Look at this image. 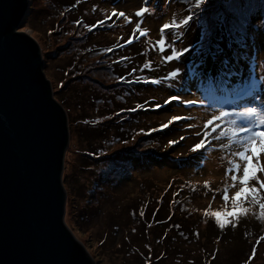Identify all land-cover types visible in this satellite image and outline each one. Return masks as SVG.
<instances>
[{
	"label": "rangeland",
	"instance_id": "rangeland-1",
	"mask_svg": "<svg viewBox=\"0 0 264 264\" xmlns=\"http://www.w3.org/2000/svg\"><path fill=\"white\" fill-rule=\"evenodd\" d=\"M212 3L218 11L225 10L223 0H212ZM248 3L254 5L253 11L245 14L249 20L264 17V0H248ZM52 4L59 7L56 17L43 11L53 8ZM103 4L109 5L110 11L106 9L104 14L97 13V18L104 19L106 14L116 9L131 17L132 24L139 22V18L134 15L138 8L149 7L150 11L145 14L143 24L151 27V33L141 47L145 51L142 54V64L151 61L152 69L162 68L161 74L164 75L174 67H180L184 82H187L191 88L184 93V98L197 100V103H200L203 97L208 96L209 84L216 82L215 77L209 75L204 78L199 71L195 76L192 74L194 70H201L209 59L212 61L214 59L208 57L202 66L198 55L202 49L207 51L210 43L213 45L218 43L220 47L224 44L227 46L235 44L231 37L220 33L223 38H220L219 34L206 38L203 33L198 54L184 57L187 59L196 57V60H199L198 65L192 69V74H189L185 70L184 59L165 63L163 57L168 52L161 53L158 47H154L162 35L158 31V26L171 23L174 19L178 22L188 14V11L173 6L171 0H151L147 5L144 0H113ZM95 7V4L88 3L83 18L92 16ZM74 10L75 7L62 5L60 0H53V3L49 0H30L27 20L21 24L20 29L29 32L41 45L45 57V74L51 81L55 98L64 106L68 114L70 144L63 174V182L67 190L65 221L77 239L85 246L96 264H239L240 251L234 245H242L241 251L244 252L245 240L237 239L236 235H232L235 239L227 242V251H225L222 241L216 238L221 234H216L220 228L215 223L216 217L212 214L220 212V218L226 221L225 229L232 227L227 226V221L231 220L235 223L237 216L239 220L257 224L259 235L254 239L255 257L252 258V251L246 264H263L264 240H260V237L264 236V219L260 217L259 206L245 202L244 207L248 209V214L245 216L240 209L233 210L230 201L226 202L223 199L224 189L232 183L230 176L226 174V169L229 167L227 161L234 158L230 155V151L239 149L235 145L231 150L221 148L222 144L226 145L229 142L224 138L216 139V133H212L209 137L211 146L206 151L193 153L191 148L202 138V135L198 137L196 133L203 134L207 120L213 115H218L221 110L235 108L240 111L244 107L251 106L264 108V44L258 49L254 42L251 55L241 60L244 63L246 60L257 59V53L260 58L257 62L258 77L255 83L259 98L251 103L249 96L239 97L238 94L231 96L240 86L242 88L247 83H242L241 77L237 79L232 73L231 75L226 73L225 76L233 85L231 95L229 97V94L227 96L223 94L221 101L218 98L210 99L211 107L197 104L189 107L173 102L170 106L157 108L156 103L164 104L169 95L175 94V89H168L165 83L160 87L154 84L153 87L157 86V88H153L150 94L144 96L146 99H154L149 100L150 103L144 106V111L140 115L119 109L115 117L108 119L99 113L88 112L87 108L80 115L77 108L79 98L76 87H80L82 79L88 80L86 75L89 70L93 69L95 72L99 70L90 68L89 64L68 67L60 58L67 53H65L66 47L71 41L83 43L84 40L85 32L82 25L68 17V14ZM178 10V15L172 17ZM34 11H40L44 20L32 21ZM110 21L115 23L112 30L115 32H119L123 27L129 29V25L133 27L124 18L113 17ZM196 24L202 25L201 22ZM77 32H80L79 39H71L78 35ZM164 35L167 36V41L178 49L189 46L184 40L175 41L178 34L174 30H165ZM103 37L100 39H104ZM173 38L174 41L171 42ZM107 42L103 41L101 44ZM86 47L89 48V44H86ZM231 56L229 49L222 53V57L231 58ZM89 59L93 60V58ZM211 66L217 68L220 64ZM148 77L151 78L149 75ZM195 80L197 82H194ZM114 87L118 88L117 85ZM213 91L217 93L221 90L217 85ZM117 92V90L116 94L111 92L114 101L120 99ZM139 93L146 92L140 89ZM137 96L131 94L129 100L136 102L140 98ZM103 103L107 105L106 100L98 101V105ZM136 106L135 104L128 107L130 110ZM173 115L186 116L190 119L180 120L162 131H151L166 124ZM111 122H116L117 127L110 129ZM240 122H243L242 119L238 120V123ZM89 123L93 127H98L95 128L98 131L107 125L105 129L108 131L97 134L95 138L88 135V138L85 136L88 130L82 133L83 129L80 125L85 124L86 127L90 126ZM189 124L192 127H189ZM181 136L185 139L181 140ZM124 141L128 143L125 144ZM169 141L179 142L169 144ZM119 155H122L121 162L114 159ZM257 155L260 156V162L264 163V154L259 148ZM130 156L140 161V163L135 162L133 170L129 166ZM123 166L127 167V172L122 169ZM115 173H124V178L118 177ZM252 174L264 181V172L254 168ZM205 182L210 184V188L204 186ZM251 187L259 188L254 179L250 182L249 188ZM236 190V188L229 190L230 197L235 195ZM241 199L250 201V191ZM153 207L156 210L160 209L159 215H151L150 209ZM224 212L230 215L225 217ZM183 225L190 226V229L185 230ZM225 236L228 239V235Z\"/></svg>",
	"mask_w": 264,
	"mask_h": 264
},
{
	"label": "water",
	"instance_id": "water-1",
	"mask_svg": "<svg viewBox=\"0 0 264 264\" xmlns=\"http://www.w3.org/2000/svg\"><path fill=\"white\" fill-rule=\"evenodd\" d=\"M29 7L0 0V264H96L65 221L69 119L20 29Z\"/></svg>",
	"mask_w": 264,
	"mask_h": 264
},
{
	"label": "snow or ice",
	"instance_id": "snow-or-ice-1",
	"mask_svg": "<svg viewBox=\"0 0 264 264\" xmlns=\"http://www.w3.org/2000/svg\"><path fill=\"white\" fill-rule=\"evenodd\" d=\"M223 3L225 5V10L221 12L214 8L212 0H194V3L191 4V10L188 11L186 16L178 22L174 19L171 23H164L160 27L159 31L162 35L154 47H158L161 53L168 52V54L163 57L165 63L180 61L184 54L189 51V47L178 49L173 43L168 42L167 36L164 35L165 30H174L177 32L178 36L183 37L184 32L181 31V29L187 28L194 19L202 23L206 38L219 32L227 34L237 45V47L232 50L231 58L222 57L220 59V67L217 72L213 74L214 77L221 72H227L231 75L232 68L242 59L251 55L254 42L258 49L261 47V44H264V17H255L249 20L247 15L241 11L245 7V0H223ZM95 10L96 9H93V11ZM149 11V7L144 6L134 13V15L139 18V23L136 24L132 36L125 41V43L131 44L133 39H137L136 33H139L140 37H146L148 35L149 30L142 29L141 25L144 22L145 14L149 13ZM113 17L124 18L128 23L132 22L131 17H128L125 12L113 9L110 14L105 15L104 19L98 21V25L103 26ZM77 23L82 24V21H77ZM96 26L97 25L89 26L83 24V27L87 28L89 31ZM220 38H223V35ZM122 46L123 45H121V47ZM112 50V48L106 49V51ZM223 51V48H221L218 43L214 45L210 43L207 51L202 49L200 53L201 65L203 66V63L207 61L209 56H212L213 59L221 57ZM151 67V61L143 65L144 69H149ZM135 71L136 69H133V72ZM197 71L198 70L193 71V76L197 74ZM181 73L182 69L180 67H174L163 79L152 78L151 80L144 81L145 83L158 86L166 83L168 89H175V94L169 95L165 99L164 104L156 103L155 106L157 108H163L165 105L170 106L173 102H178L180 105L189 107L197 104V100L184 98V93L190 91L191 88L187 82H184ZM199 74L204 78L208 76V72L203 71L202 67L201 70H199ZM120 79H125V77H120ZM128 82L131 83V81ZM256 87L257 85L255 82L247 83L242 86L237 94L241 97H251V101H249L251 103L259 98V93L255 90ZM143 107V105H137L135 108L130 109V111H137ZM189 119L190 117L173 115L166 124H162L159 129H152L151 131H162L180 120ZM241 119L243 122L238 123V120ZM220 122H223V124ZM189 127H192V125L189 124ZM204 128L205 131L203 134L200 132L196 133L198 137L202 135V138L191 148V152L196 153L200 150L206 151L207 148L211 146L209 137L212 133H216V139L224 138L228 140L229 143L226 145L222 144L221 148L231 150L235 145L239 150L234 152L230 151V155L234 158L227 161L229 167L226 169V174L230 176L232 183L224 189L223 199L226 202L230 201L233 210L240 209L241 213L245 216L248 214V209L244 207L245 202L258 205L260 217L264 219V181L252 174L254 168H256L257 171L264 172V163L260 162V156L257 155V148L264 154V108L251 106L244 107L240 111H237L235 108L231 110H221L218 115H213L207 120ZM209 129L211 131H209ZM133 139H135V137H133ZM180 139L183 140L185 137L181 136ZM178 142L179 141H169V144ZM124 143L126 144L128 141H124ZM253 179L256 181V184L259 185V188H249L250 182ZM204 186L210 188L208 182H205ZM231 188L237 189L235 195L232 197L229 195V190ZM249 191L251 193L250 201L241 199L244 198ZM212 214L216 217L215 223L221 230H224L226 228V221L220 218L221 213L213 212ZM141 215H143V213H141ZM223 215L228 217L230 214L224 212ZM238 222L239 216H237L235 223L228 220L227 226L235 227ZM260 240H264V236H261ZM254 257L255 249H253L252 253V258Z\"/></svg>",
	"mask_w": 264,
	"mask_h": 264
},
{
	"label": "trees",
	"instance_id": "trees-1",
	"mask_svg": "<svg viewBox=\"0 0 264 264\" xmlns=\"http://www.w3.org/2000/svg\"><path fill=\"white\" fill-rule=\"evenodd\" d=\"M49 1L53 3V0H49ZM112 1L113 0H60L62 5L67 4V6L68 5L70 6V8L75 7V10L71 11L68 14V17L72 18L74 22L82 21V24H80V26L82 25V29L85 32V34H83V39H84L83 43L71 41L70 44L66 47L65 53L67 52L66 53L67 55L64 54L63 56H60L61 60L68 67H78L81 64H89V66L91 65L90 68L94 67L99 70L97 72L93 71V69L89 70L87 74L88 76L86 75L88 80L85 81L82 79V82L80 83V87L79 86L76 87L77 89L76 93L79 98L77 102V108L79 110L80 115H82L83 112H85L84 111L85 108L88 109V112L99 113L102 117H107L108 119H112L113 117H115L119 109L129 111L130 113H135V114L139 113L140 115V113L144 111L143 109L144 107L141 108V110L130 111L129 110L130 107L128 106L129 105L134 106L135 104L147 106L148 103H150L149 100H152L154 98L146 99L144 98V96L146 97V95L150 94V92L153 91V88H157V86L153 87L154 84L145 83L144 81L151 80L152 78L163 79L166 76L164 74H161L162 68H158L155 70H153L152 67L149 69L142 68L143 67V64L141 62V60L143 59L142 54L145 51H143L141 47L143 45V41L146 40V38H148L147 36L150 35L151 33V27H149V25H144V24L141 25L142 29L149 30L148 35L146 37H140L139 33H136V36L138 38L133 39V42L131 44H127L125 43V41H127L132 36L133 31L136 27V23L134 24L131 23L133 27L129 25L130 26L129 29H124L123 27V29H121L119 32L112 31L115 23L114 22L111 23L110 20L107 21L103 26L98 25V21L101 19L97 18V15H98L97 13L104 14L105 13L104 10L106 9H107L106 11L109 12L110 10H108V8H110V6L107 4H103V3L112 2ZM150 1L151 0H144V3L147 5ZM171 1H173V6H177L178 8L184 9L185 11L191 10V4L194 3L193 2L194 0H171ZM88 3L95 4L96 10L92 12V16L88 17L87 19H84L83 16L86 12L85 6L88 5ZM33 4L35 5V2H33ZM52 5H53V8H51L50 10L43 9V11L52 17H56V13L59 7L57 5L54 6V4ZM141 7H144V6H141ZM253 7L254 5L252 3H248V0H245V7L241 11L244 14L251 13V11H253ZM140 8H138V10ZM177 13H179V10L177 12L175 11V15L172 17H176L178 15ZM42 19L44 20L43 16L40 14V11L33 12L32 21L39 22ZM197 22L198 21L194 19L187 28H183L184 36L180 37L177 35L175 39V41L177 42L184 40L185 43L189 45L188 46L189 52L185 53L184 56L182 57V59H184L185 61L184 63L185 70L186 72H189V74H192V69L198 65L199 60H196V57H193V58L189 57L188 59L184 57L185 55H189V54H195V53L198 54V51H199L198 47L202 43L201 37L203 36V33H204L202 25L200 24L195 25V23ZM83 24H87L89 26H92V25H97V26L93 27L91 31H89L87 28L83 27ZM161 26L162 25L158 26V31ZM79 33L77 32L78 35L74 38H71V35L69 37L71 39L78 40L80 37ZM218 34L222 36V34L220 33H216L215 35H218ZM101 37H103L104 39L101 40L100 39ZM103 41L104 42L108 41V42L107 44H101V42ZM173 41H174V38L171 40V42ZM86 44H89V48L86 47ZM102 45H106V46H102ZM121 45L123 46L121 47ZM224 46H226V48ZM224 46L221 47L223 48L224 52H226L227 49H229L231 53H232L233 48L237 47L236 44H231L228 46L224 44ZM108 48H112L113 50L106 51V49ZM195 48L196 50H194ZM42 52H43V49H42ZM198 57L200 58V55H198ZM209 57L212 58V56H209ZM89 58H93V60ZM221 58L222 56L217 57L213 61L209 59L206 62V64H204V67L202 68V70L207 71V72L210 71L207 77H209V75L214 76L213 74L217 72L220 66H218L217 68H214L211 65L213 64L219 65ZM258 60H260V58L258 57V53H257V59L253 58L251 60H246V62L244 63L243 61L238 62L232 68L231 73L236 78L241 77L242 83L243 82H246V83L253 82L258 77V73H257ZM44 63H45V57H44ZM103 66H104V70H103ZM133 69H136V71L133 72ZM226 73L227 72H221L219 73V75L215 76L216 82L209 84L210 90L208 91V96L203 97L202 98L203 101H201L200 103H197L198 106L211 107V105L209 104L210 99L219 98L222 100L221 97H223V94L224 96H227L231 92V90L233 89V85L230 82V80H228L227 77L225 76ZM91 75H93L94 77H91ZM148 75L151 78H149ZM120 77H125V79H120ZM128 81H131V83H129ZM84 82H86L87 84H85ZM194 82H197V80H195ZM115 85H117L118 88H115L114 87ZM217 85L220 87L222 94H216L213 91V88ZM140 89L145 90L146 93L140 94L139 93ZM116 90L118 91L117 92L118 96H120V99L118 101H114L113 99L114 97L111 96V92L115 93ZM105 94H107V96H105ZM131 94H136V96L138 95L137 98L138 97L140 98H138L136 102L130 101L129 97L131 96ZM155 98L157 97L155 96ZM99 100H106L107 105L105 103L98 105ZM96 106L98 107V109H96ZM146 121L148 120H145V122ZM80 126L83 129L82 133L85 130H88L87 135L85 134L86 137L90 135L91 137L95 138L97 134L108 131V129L107 131L105 129L107 125L103 127L102 129H100L99 131L98 129L95 130V128H98V127H93L91 124L90 126H86V127H85V124H81ZM116 127H117L116 122L110 123V126H109L110 129L116 128ZM125 133L127 134L128 131ZM114 159L117 160L118 162L123 161L122 155H119L118 157H115ZM135 162L140 163V161L134 160L133 157L130 156L129 166L132 167L131 170L134 169L133 165L135 164ZM122 169L125 170V172H127V167L123 166ZM115 174L118 177L121 176L122 178H124V175H125L124 173H115ZM159 210H156V208L153 207L152 209H150V211H152L151 215H154V214L159 215L160 213ZM166 215H168L169 217L168 213H166ZM246 220L252 221L250 219L249 220L246 219ZM183 228L185 230L186 229L188 230V228L190 229V226L187 227L183 225ZM249 229L251 230L249 231ZM216 234H221L220 237L218 236L216 238L222 241L225 251H227V245H228L227 242L234 241L235 239L233 238L232 235H236L237 239L241 238L245 240L244 252L241 251L242 245L236 244L234 246L236 247L237 250L240 251L239 258L241 260L239 264H246L247 261L249 260V257H251L250 255L251 252L253 251V249H255L254 239H256V236L259 235V229L257 230V224L248 223L240 219L237 226L231 227L230 229H224V230L218 229ZM226 234L228 235V239L225 236Z\"/></svg>",
	"mask_w": 264,
	"mask_h": 264
},
{
	"label": "bare ground",
	"instance_id": "bare-ground-1",
	"mask_svg": "<svg viewBox=\"0 0 264 264\" xmlns=\"http://www.w3.org/2000/svg\"><path fill=\"white\" fill-rule=\"evenodd\" d=\"M212 90V89H211ZM216 93V92H215ZM216 94H219V92H217ZM222 103V102H221Z\"/></svg>",
	"mask_w": 264,
	"mask_h": 264
},
{
	"label": "clouds",
	"instance_id": "clouds-1",
	"mask_svg": "<svg viewBox=\"0 0 264 264\" xmlns=\"http://www.w3.org/2000/svg\"><path fill=\"white\" fill-rule=\"evenodd\" d=\"M64 180V179H63Z\"/></svg>",
	"mask_w": 264,
	"mask_h": 264
}]
</instances>
